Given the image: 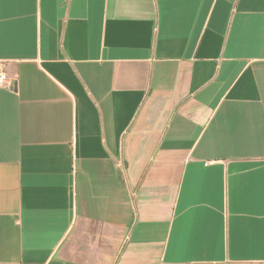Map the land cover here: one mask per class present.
<instances>
[{
	"label": "crops",
	"instance_id": "obj_1",
	"mask_svg": "<svg viewBox=\"0 0 264 264\" xmlns=\"http://www.w3.org/2000/svg\"><path fill=\"white\" fill-rule=\"evenodd\" d=\"M0 264H264V0H0Z\"/></svg>",
	"mask_w": 264,
	"mask_h": 264
},
{
	"label": "built area",
	"instance_id": "obj_2",
	"mask_svg": "<svg viewBox=\"0 0 264 264\" xmlns=\"http://www.w3.org/2000/svg\"><path fill=\"white\" fill-rule=\"evenodd\" d=\"M12 80L10 79L7 69L3 62H0V88L1 89H11Z\"/></svg>",
	"mask_w": 264,
	"mask_h": 264
}]
</instances>
